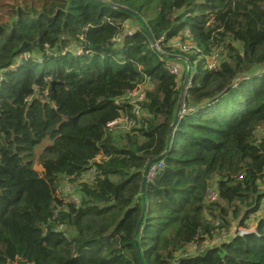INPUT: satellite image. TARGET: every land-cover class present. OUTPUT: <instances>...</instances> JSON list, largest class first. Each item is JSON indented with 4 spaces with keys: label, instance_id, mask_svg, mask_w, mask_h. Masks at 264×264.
Wrapping results in <instances>:
<instances>
[{
    "label": "trees",
    "instance_id": "1",
    "mask_svg": "<svg viewBox=\"0 0 264 264\" xmlns=\"http://www.w3.org/2000/svg\"><path fill=\"white\" fill-rule=\"evenodd\" d=\"M186 28L188 52L173 44ZM215 48L219 70L206 66ZM168 60L182 78L190 69L186 110L143 193L180 97ZM147 82L141 125L107 131L115 100ZM261 127L264 0H0V264H264ZM48 135L39 172L33 150ZM99 154L79 203L64 198L61 179Z\"/></svg>",
    "mask_w": 264,
    "mask_h": 264
},
{
    "label": "built area",
    "instance_id": "2",
    "mask_svg": "<svg viewBox=\"0 0 264 264\" xmlns=\"http://www.w3.org/2000/svg\"><path fill=\"white\" fill-rule=\"evenodd\" d=\"M126 33L127 34L132 33L131 28L127 27ZM120 40L121 39H117V41ZM175 43H173L174 46L179 47L182 51L185 52L193 51L195 47L193 41L191 40V32L188 28H186L185 30L184 39L177 38L175 40ZM154 44L157 50L161 51L160 41L155 42ZM221 57H222V50L219 48L213 49L212 53L209 56H207L206 66L212 70H219L221 68V62H220ZM165 67L170 71V73L180 76L181 67L177 62L168 60L165 62ZM146 93H147L146 84L141 83L138 84L133 89H128L124 95L118 97L115 100V103L117 105H121L120 115L114 120L107 123L106 130L109 132L125 133V132H130L136 127H139L142 123V119L144 116V108L142 106V103L146 99ZM185 110H186L185 103H183L182 111ZM258 129H260L261 133L264 135V127ZM102 158H103L102 154L97 155L93 159V161L90 162L88 168L83 173H81L80 176H78L76 181H72L73 178L72 176H65L63 177L62 181H66L70 185L72 183H74V185H79L82 183H92L97 177V163H99ZM163 164L164 163L162 160H158L150 166L147 172V181H152L156 177L157 173L163 167ZM66 182L63 183L65 184ZM60 187L61 186H59V188ZM58 192L60 193L59 190ZM217 198H218L217 187L215 186L214 183L210 184L205 194L204 200L205 202H211V201H215ZM71 200L75 201L74 199ZM75 202L79 203V201H75ZM256 215H253L252 217H255ZM251 228L252 229L240 226L238 227L239 234H245L251 230L255 231L254 227ZM226 237L227 235L224 233L221 235H216L211 241H204L202 243L191 242L189 243L188 248L185 251V254H196L202 251L205 247L218 243L219 241L224 240Z\"/></svg>",
    "mask_w": 264,
    "mask_h": 264
},
{
    "label": "rangeland",
    "instance_id": "3",
    "mask_svg": "<svg viewBox=\"0 0 264 264\" xmlns=\"http://www.w3.org/2000/svg\"><path fill=\"white\" fill-rule=\"evenodd\" d=\"M173 42L175 43V41H173ZM175 47H177V46H175ZM177 63L181 67V74L179 76V79H180V86L182 87L183 81H184V78H185V77L182 78V74H183V71H184V64L182 62H180V61H177ZM188 86H189V84H188ZM151 87H152V83L151 82H147L146 83V90L150 89ZM256 135H257V137L259 139H264V135L261 133L260 129L257 130ZM54 140L55 139L51 135H48L45 140H43L40 144H38V145H36L34 147V150H33L34 167L39 172H41V170H42V167L40 166V156L42 155L43 151L48 146H51L54 143ZM63 182H66V181H62V179H61V182H60V185H59V186H61L59 188L60 194L64 198H67L69 200L74 199L75 201H79L80 200L79 196L75 194V193H77L76 189L78 188L77 187L78 185H74V183H72L73 185L72 184L70 185L67 182L64 184ZM254 221H255L254 219L252 221H250V223L252 224V227H254ZM250 229H252V228L250 227Z\"/></svg>",
    "mask_w": 264,
    "mask_h": 264
},
{
    "label": "water",
    "instance_id": "4",
    "mask_svg": "<svg viewBox=\"0 0 264 264\" xmlns=\"http://www.w3.org/2000/svg\"><path fill=\"white\" fill-rule=\"evenodd\" d=\"M120 8H123L125 10H128L131 13H133L135 16H137L135 12H133V11L127 9V8H124V7H120ZM137 17L139 19H141L139 16H137ZM153 47L157 50V48L155 47L154 42H153ZM177 58L180 59L182 57L181 56H177ZM189 80H190V69L188 67L187 73H186L185 78H184V81H183V85H182L181 90H180V97H179V101H178V104H177V107H176L175 117H174V120H173L172 124L170 125V127L168 129V134H167V139H166V149H165L164 153L161 156H159L157 158H154L151 161H149L147 163L144 171H143V180H142V191H143V193H144V189H145V185H146V181H147V172H148V169L150 168V166L154 162L160 160L164 156V154L166 153V150H167V148H168V146H169V144L171 142L172 135H173V131H174V128L176 126V122H177L178 118L180 117V115L182 113V106H183V102H184V94H185V92L187 90ZM143 197H144V195H143ZM145 205H146L145 200H143L142 213H141L140 219H139V221L137 223V227H136V231L137 232L140 230L141 222H142V219H143L144 214H145ZM137 249L139 250L138 245H137Z\"/></svg>",
    "mask_w": 264,
    "mask_h": 264
}]
</instances>
